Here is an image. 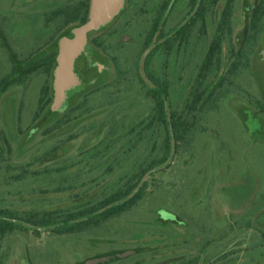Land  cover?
Wrapping results in <instances>:
<instances>
[{
    "label": "rangeland",
    "instance_id": "obj_1",
    "mask_svg": "<svg viewBox=\"0 0 264 264\" xmlns=\"http://www.w3.org/2000/svg\"><path fill=\"white\" fill-rule=\"evenodd\" d=\"M78 1L0 0V79L10 77L0 92V208L61 216L0 235V264H264V14L251 28L260 0H237L201 83L226 0L170 46L193 0H101L95 26L90 0L86 23L65 25ZM61 8L69 13L46 19ZM46 79L51 101L36 115ZM162 87L166 116L188 125L168 165L167 131L151 122L149 92ZM151 161L130 209L67 223L68 211L101 209Z\"/></svg>",
    "mask_w": 264,
    "mask_h": 264
},
{
    "label": "trees",
    "instance_id": "obj_2",
    "mask_svg": "<svg viewBox=\"0 0 264 264\" xmlns=\"http://www.w3.org/2000/svg\"><path fill=\"white\" fill-rule=\"evenodd\" d=\"M193 0L192 4V10L194 9L195 14L191 18V20L186 23L185 25H181L178 27L177 33L173 36L172 39L167 40L168 46H170L169 41L177 40L178 38L184 39L186 36V33L190 29L192 25L195 24L196 19L201 18L204 15L206 7L210 4V2H214L215 0ZM237 0H226V4L222 10L220 20L217 27V34L216 37L212 40L209 50L207 52V55L205 57V60L203 61L200 72L198 74L199 76V82H203L209 75L212 68L215 66V64L218 62L219 54L222 49V40L224 35L227 33H231V17L233 15L235 5ZM90 0H80L78 3L73 7V10H71V15L69 19L65 20V25L71 24L73 22H79L81 24L86 23L88 19V8H89ZM162 8H165V5L162 6ZM69 11H67V8H61L53 11L50 15L47 16L46 19L49 21L57 19V17H60L64 14H68ZM264 14V0H260L258 5L256 6L253 16L251 18V28H256L259 25L261 16ZM59 29L61 27H58ZM50 68H47V74H50ZM8 76L0 79V92L3 89L4 86H6L9 83ZM18 80L17 82H19ZM150 95L154 99L155 102V114L151 119V122H158V125H164L166 131H167V142H169L170 145V134L167 126V116H166V99L168 97V92L165 88H152L150 90ZM203 91L196 90V93L193 96V99L190 103V109L195 111L198 110L199 106L203 102ZM51 101V94H50V83L49 80L46 79L43 86L40 90V95L37 102V112L36 115H39L48 105V103ZM172 123L174 128V133L176 137L177 142V149L179 141H181L184 138L185 130H187L188 125H186L183 121H180L179 119L175 118V114L172 113ZM57 126H55L56 128ZM51 128L50 130H52ZM4 141L7 145H9L8 139L5 137ZM161 162V161H160ZM159 162V163H160ZM158 163L157 161H151V163H145L139 166L138 170L124 183V185L120 186L116 191H114L106 200L101 202L97 207H103L106 206L109 203L112 202H118V204L114 205L113 207L108 208L100 215H97L95 217H89L90 214H92L96 207H88L84 209H78V210H70L65 214V218L67 220L75 219V218H83V220L80 223L83 224H89L93 222H97L106 218H109L111 216H114L115 214H118L119 212L126 211L130 209L132 206H134L142 197L144 192V186H141L138 190L135 189L137 185L139 184L142 176L146 174V171L152 167L154 164ZM135 192V193H134ZM130 194H133L129 196ZM56 212H26L25 219H21L16 216L15 213H13L10 210L2 209L0 208V235H3L6 231L14 230L19 226L21 222H31L35 226H38V229H42L44 226L54 223L56 220L60 219L61 216L57 215ZM77 223L76 225H78ZM74 225V226H76Z\"/></svg>",
    "mask_w": 264,
    "mask_h": 264
},
{
    "label": "water",
    "instance_id": "obj_3",
    "mask_svg": "<svg viewBox=\"0 0 264 264\" xmlns=\"http://www.w3.org/2000/svg\"><path fill=\"white\" fill-rule=\"evenodd\" d=\"M101 0H94L93 2V13H92V19H93V26H95L100 20H101V15L100 13L102 12L103 10V5L100 3ZM180 27V26H179ZM166 105L168 107L169 105V101L168 99H166ZM167 126H168V130H169V134H170V157H169V160L168 162L166 163L167 165L173 160L174 156H175V153H176V137H175V133H174V128H173V123H172V117L171 115L168 113L167 114ZM162 167V166H161ZM155 169H151L149 171L146 172V174H144L139 182V184L137 185L136 189H135V192L136 190H138L142 183L144 182L145 178L150 175V173L152 171H154ZM134 192V193H135ZM133 194H130L129 196H131ZM118 204V202H112L104 207H102L101 209L97 210L96 212L92 213L89 215V217H93L94 215H97L105 210H107L108 208L114 206ZM83 218L79 217V218H75V219H71L69 220L67 223H70V222H78V221H81Z\"/></svg>",
    "mask_w": 264,
    "mask_h": 264
}]
</instances>
